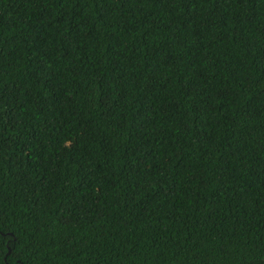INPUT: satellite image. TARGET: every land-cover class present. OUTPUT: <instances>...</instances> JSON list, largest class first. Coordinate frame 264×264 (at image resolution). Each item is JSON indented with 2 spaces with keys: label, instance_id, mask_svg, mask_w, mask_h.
Here are the masks:
<instances>
[{
  "label": "trees",
  "instance_id": "trees-1",
  "mask_svg": "<svg viewBox=\"0 0 264 264\" xmlns=\"http://www.w3.org/2000/svg\"><path fill=\"white\" fill-rule=\"evenodd\" d=\"M0 264H264V0H0Z\"/></svg>",
  "mask_w": 264,
  "mask_h": 264
}]
</instances>
